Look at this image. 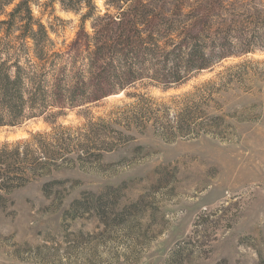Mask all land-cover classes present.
I'll return each instance as SVG.
<instances>
[{"label": "rangeland", "instance_id": "374dc122", "mask_svg": "<svg viewBox=\"0 0 264 264\" xmlns=\"http://www.w3.org/2000/svg\"><path fill=\"white\" fill-rule=\"evenodd\" d=\"M104 1L96 0L102 11ZM30 2L52 42L48 56L67 50L79 15L49 0ZM206 83L223 84L212 105L227 114L228 138L166 141L148 125L98 161L81 166L70 153L75 164L55 163L2 194L0 264H264L263 51L227 57L177 86L142 80L54 118L0 126V145L32 142L57 126L77 138L88 121L112 122L128 108L135 99L127 92L169 106Z\"/></svg>", "mask_w": 264, "mask_h": 264}, {"label": "trees", "instance_id": "16d2710c", "mask_svg": "<svg viewBox=\"0 0 264 264\" xmlns=\"http://www.w3.org/2000/svg\"><path fill=\"white\" fill-rule=\"evenodd\" d=\"M13 1L0 0V31L6 27L0 37V55H6L0 56V126L54 118L142 80L177 86L227 57L264 52V0H105L104 11L96 0H49L78 14L80 22L69 48L53 56L48 33L32 14L30 1L36 0H20L7 12ZM219 86L206 83L169 106L127 92L135 99L128 108L112 122L88 121L77 138L57 126L32 142L0 145V204L2 194L43 169L73 164L70 153H77L81 166L86 159L98 161L132 140L131 129L141 133L150 125L166 141L203 134L228 138L227 114L212 105Z\"/></svg>", "mask_w": 264, "mask_h": 264}, {"label": "bare ground", "instance_id": "6f19581e", "mask_svg": "<svg viewBox=\"0 0 264 264\" xmlns=\"http://www.w3.org/2000/svg\"><path fill=\"white\" fill-rule=\"evenodd\" d=\"M120 95V94H119ZM119 95H116V96H119Z\"/></svg>", "mask_w": 264, "mask_h": 264}]
</instances>
